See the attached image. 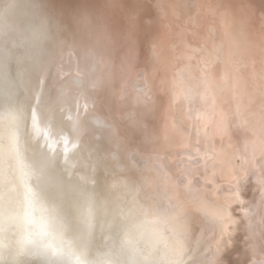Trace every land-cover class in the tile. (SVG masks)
<instances>
[{"label":"bare ground","instance_id":"6f19581e","mask_svg":"<svg viewBox=\"0 0 264 264\" xmlns=\"http://www.w3.org/2000/svg\"><path fill=\"white\" fill-rule=\"evenodd\" d=\"M162 1L169 2L171 11L165 12L155 0H128L119 8L105 1L111 10L104 18L107 59L102 62L97 50L84 55L82 77L63 85L76 106L79 96L85 95L96 112L83 115L78 108L73 115H54V127L63 129L74 143L83 123L104 131V142L88 136L89 153L84 155L86 159L93 155L104 170L114 168L104 155L111 153L113 143L118 145L117 159L127 160L126 167L150 171L108 175L97 163L72 169L73 159L59 157L56 146L33 139L31 126L12 106L15 97L4 80L7 70L0 65V264H218L226 253L240 264L245 259L264 264V173L257 171L264 165V128L257 127L264 115V0ZM131 4L139 7L132 10ZM206 18H217L214 32L222 38L223 48L214 39L201 43L194 39L198 33L193 29H203ZM148 34L184 61L169 72H154L152 78L142 77L122 88L124 75L117 73L116 63L121 57H142ZM229 69L244 83L240 94L248 93L245 84L257 86L255 101L234 111L238 128L231 125L225 131L233 138L230 143L210 144L213 154L212 149L198 154L184 151L191 142H205V125L195 122L197 118L190 124L184 109L170 115L163 112L167 94L159 82L163 78L173 86L179 84V92L169 90L171 98L181 89L204 92L209 106L216 88L226 89L222 78ZM147 83H152L149 96L133 88ZM229 158L237 160L230 164L235 167L226 163ZM196 159L202 162L198 168L189 165ZM40 163L47 164L49 178L37 174ZM185 186L201 199L198 205L174 203ZM38 187L42 191L37 195Z\"/></svg>","mask_w":264,"mask_h":264},{"label":"rangeland","instance_id":"374dc122","mask_svg":"<svg viewBox=\"0 0 264 264\" xmlns=\"http://www.w3.org/2000/svg\"><path fill=\"white\" fill-rule=\"evenodd\" d=\"M105 1L106 0H17L15 3H9L8 1L0 0L2 3H0V65L7 70L5 71L4 80L10 85V89L14 94L13 97H15L13 98L14 102L12 103V106L20 115L25 117L28 125L31 126V135L33 139L45 141L48 142V144L56 146V150H59V157L69 156V158L73 159L75 163L71 162L74 165L72 169L80 168L82 165H94L93 163H97L95 165L98 168L100 167L108 175L122 176L123 174L130 172L142 173L141 171L144 172L150 170L148 168H145L147 169L145 170L144 168L137 169L132 166L126 167L125 163L127 160L124 157L117 159V144L111 143V153H104V155H106L105 162L113 163L114 168L111 169L112 171L110 169H107L108 171L104 170L102 164L98 163V159L94 158L93 155H91L89 159L84 157L86 153H89L86 149L88 136H91L90 138L92 141L93 139H97L96 142H104V139L101 138L104 131L100 127L94 126L95 130H93L89 128L87 123L80 125L82 130L77 143L71 142V140L68 139V136L64 133L63 129L54 127V123L57 121L54 116L55 113L57 118H60L66 115H73L76 113L78 108L83 115L90 112H96L95 104L85 95L79 96L78 105L76 106L71 100L70 95L63 91V85L66 84L67 80L74 83L73 77H82V72L79 70V67L84 62V55H88L97 50L100 54L102 62L107 59L106 50L110 47L108 45L107 31L105 29L107 22L104 21V18H109L111 10L108 6L105 8ZM155 1L156 4L160 5V7H165V12L171 11L168 10L170 8L169 2H163L162 0ZM220 1L226 2V0ZM109 2L110 6L113 3V6L119 8V5L122 7L126 2H128V0H109ZM131 7L133 10L134 7L137 9L139 6L131 4ZM85 17L87 18V23H80V20ZM194 17L195 15L193 16V19ZM42 20L44 23H41ZM199 20H201V18ZM216 21L217 18L209 20L206 18L204 28H199L202 30V34L198 32L199 29L197 27L193 29L195 33H198L193 34L194 39L198 40L200 43L205 40V38L214 39L218 42V46L223 48V45L221 44L222 38L217 37L214 32L217 24ZM247 23L248 22H246V24ZM250 25L252 24L250 23ZM159 37L162 38L163 35H159ZM153 38L155 39L154 34H148L146 37V41H144L145 44H143V51L139 53L142 57L138 59L121 57V60L116 63L117 67L115 70L117 73L124 75L123 81L120 83L122 88L128 86V82L133 80L141 79L142 77V79L152 78L154 72H169L172 69L171 67H176L184 61V57L179 56L175 50H166V47H162V45L157 43V39L154 40ZM61 41H64V44H61ZM199 42L196 44L198 45ZM152 52L153 55H151ZM117 54L121 55L120 51H117ZM103 67L107 66L103 64ZM228 72L223 74V78L225 79L222 78V83L224 86L226 84V89L224 87L216 88L217 90L215 92L216 96L214 102H212L209 106H207L206 94L204 92H201L198 95V91H196V94H193L181 89L183 92L180 91L181 93L177 94L178 96L175 97V99L173 97L171 98L169 90H176L179 87V84L175 85V87L169 80L166 81V79L163 78L161 82H159V87H163L162 89H165L167 94V100H163V112L166 111V114L170 115L172 112H179L184 109V111H186L184 113L188 115L189 120L191 121L190 124L194 123V120L197 118L195 122L198 121L197 123L205 125V128H202L204 131L203 135H207V138L204 135L205 142L201 143L200 141H196L194 144L191 142L188 144V147H185L187 150L183 149L184 151L193 150L194 154H198L199 151L209 153L212 149L210 154H213L215 151L214 145L210 146V144H221V142L222 144L230 143L233 138L231 135L228 136L226 132L230 131L231 127H233L231 129L238 128V125L235 124V120L232 118L233 115H235L234 111H237L236 108H238V106L245 105L246 102L253 103V101H255L258 93L257 86L247 84L248 86H251L250 88L245 84V88L248 91V95L246 94V97L244 96L245 94L243 95L238 92L242 87H244V83L237 76L235 70L229 69ZM176 83L178 82H175V84ZM151 84L152 83L135 84L133 85V88L137 92L146 91V94L149 96L147 92L151 89ZM176 91L179 92V90ZM73 92L75 94H79L80 90H74ZM220 92L223 94L221 95ZM182 93L185 95V99L184 96L181 95ZM166 94L164 93V95ZM190 94L193 99L190 97ZM219 94L223 101L222 99H219L220 97L218 98ZM234 94L237 95L238 99ZM65 96H67L68 101L65 100ZM168 96H170V98H168ZM188 97L190 98L188 99ZM181 98L182 100H180ZM167 101H170V104ZM178 101L180 102L176 103ZM183 103L186 105L184 106ZM179 106L182 108L180 109ZM34 113L35 119L33 116ZM53 119H55L54 122ZM50 120H52V123ZM258 122L257 127L264 128L263 114H261ZM53 127L54 130H52ZM50 128L52 129L50 130ZM211 128H214V130ZM257 130L260 131V129ZM213 132L216 135H213ZM211 135L214 138H211ZM226 136L229 139L226 140ZM216 139L218 140L216 141ZM248 145L247 152L249 154L250 148ZM206 146L210 147L207 148ZM83 149H86L85 152ZM239 161L241 163V160ZM226 163H229V165L236 164L237 160L229 158ZM130 164L132 163L130 162ZM189 165L194 168H198L202 165V162L200 159H196ZM230 166L231 168L235 167L232 165ZM114 169L116 171H114ZM257 171L259 172L261 170L258 169ZM195 177L197 176L195 175ZM180 186H184L183 182H180ZM191 186L194 188V186H197V183L193 182ZM190 188L185 186L182 193H180V195L173 200L174 203L183 201V203H186L188 206L198 205V202H200L201 199H198V195Z\"/></svg>","mask_w":264,"mask_h":264},{"label":"snow or ice","instance_id":"6c2138e0","mask_svg":"<svg viewBox=\"0 0 264 264\" xmlns=\"http://www.w3.org/2000/svg\"><path fill=\"white\" fill-rule=\"evenodd\" d=\"M80 23H87V18H82L80 20ZM34 116V119H35V113L33 114ZM46 168H47V164L46 163H40L39 165L36 166V171H37V174L40 175V176H44L45 178H49L47 176V172H46ZM261 171L262 173H264V165H262V168H261ZM262 183H264V180L261 181ZM42 190L38 187L37 188V195L40 194ZM262 237H264V234H262ZM20 264H28L27 261H21ZM52 264H55V262H52ZM218 264H240V261L239 260H236V259H230L229 258V254L226 253L225 255H223L220 260L218 261ZM244 264H250L249 260L248 259H245L244 261Z\"/></svg>","mask_w":264,"mask_h":264}]
</instances>
